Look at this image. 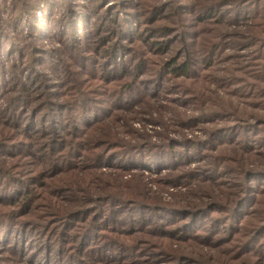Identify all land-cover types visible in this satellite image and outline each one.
<instances>
[{
  "label": "trees",
  "instance_id": "trees-1",
  "mask_svg": "<svg viewBox=\"0 0 264 264\" xmlns=\"http://www.w3.org/2000/svg\"><path fill=\"white\" fill-rule=\"evenodd\" d=\"M0 252L264 264V0H0Z\"/></svg>",
  "mask_w": 264,
  "mask_h": 264
},
{
  "label": "rangeland",
  "instance_id": "rangeland-1",
  "mask_svg": "<svg viewBox=\"0 0 264 264\" xmlns=\"http://www.w3.org/2000/svg\"><path fill=\"white\" fill-rule=\"evenodd\" d=\"M39 17L43 18V14L39 13ZM136 128H141L139 123H137ZM155 130H159L156 126L153 125H148L146 131L150 134H154ZM4 256V253L0 252V264H15L14 262L9 261L7 258Z\"/></svg>",
  "mask_w": 264,
  "mask_h": 264
}]
</instances>
